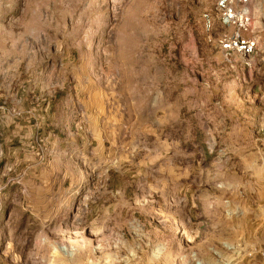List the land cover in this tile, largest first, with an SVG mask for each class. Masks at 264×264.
<instances>
[{
	"label": "rangeland",
	"instance_id": "374dc122",
	"mask_svg": "<svg viewBox=\"0 0 264 264\" xmlns=\"http://www.w3.org/2000/svg\"><path fill=\"white\" fill-rule=\"evenodd\" d=\"M213 7L0 0V264H264V0L246 59Z\"/></svg>",
	"mask_w": 264,
	"mask_h": 264
},
{
	"label": "built area",
	"instance_id": "2783aa9c",
	"mask_svg": "<svg viewBox=\"0 0 264 264\" xmlns=\"http://www.w3.org/2000/svg\"><path fill=\"white\" fill-rule=\"evenodd\" d=\"M214 7L205 11L202 22L208 32L216 29L217 23L226 29L220 46L224 57L251 58L259 51L260 38L246 36L252 33V7L259 0H211Z\"/></svg>",
	"mask_w": 264,
	"mask_h": 264
}]
</instances>
